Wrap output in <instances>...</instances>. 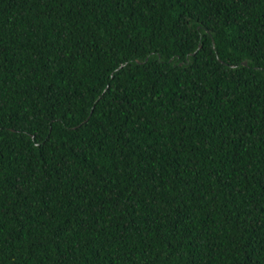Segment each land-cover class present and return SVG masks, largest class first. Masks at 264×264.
<instances>
[{
  "label": "trees",
  "instance_id": "obj_1",
  "mask_svg": "<svg viewBox=\"0 0 264 264\" xmlns=\"http://www.w3.org/2000/svg\"><path fill=\"white\" fill-rule=\"evenodd\" d=\"M0 264H264V0H0Z\"/></svg>",
  "mask_w": 264,
  "mask_h": 264
},
{
  "label": "water",
  "instance_id": "obj_2",
  "mask_svg": "<svg viewBox=\"0 0 264 264\" xmlns=\"http://www.w3.org/2000/svg\"><path fill=\"white\" fill-rule=\"evenodd\" d=\"M244 63H246V61H244Z\"/></svg>",
  "mask_w": 264,
  "mask_h": 264
}]
</instances>
